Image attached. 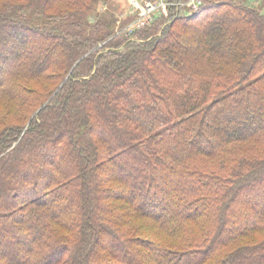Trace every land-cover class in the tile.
<instances>
[{"label": "trees", "instance_id": "16d2710c", "mask_svg": "<svg viewBox=\"0 0 264 264\" xmlns=\"http://www.w3.org/2000/svg\"><path fill=\"white\" fill-rule=\"evenodd\" d=\"M99 1L0 0V264H264V14Z\"/></svg>", "mask_w": 264, "mask_h": 264}, {"label": "built area", "instance_id": "2783aa9c", "mask_svg": "<svg viewBox=\"0 0 264 264\" xmlns=\"http://www.w3.org/2000/svg\"><path fill=\"white\" fill-rule=\"evenodd\" d=\"M205 0H130L132 5L130 20L121 25L117 34L134 39L135 32L150 26L163 17L169 19L178 15L189 16L199 9ZM260 4L261 0H251Z\"/></svg>", "mask_w": 264, "mask_h": 264}, {"label": "rangeland", "instance_id": "374dc122", "mask_svg": "<svg viewBox=\"0 0 264 264\" xmlns=\"http://www.w3.org/2000/svg\"><path fill=\"white\" fill-rule=\"evenodd\" d=\"M244 1L248 5H250L251 7L257 8V10H259L261 13L264 14V0H261L260 4H255V2L253 3V1H251V0H244ZM131 9H132V5L130 3V0H100L98 2V4L96 5V7L90 11L91 13L89 12V19L91 22H95L99 18H103L104 20L108 19V20L113 21V27H112L113 33L110 37L122 36V35L117 34V31L119 30L121 25L126 24L130 20ZM142 36L143 35H140L137 37L135 36V38H138V37L141 38ZM46 85H48V84L46 83ZM49 88H50V85H49ZM9 105H10L9 103H5V104L0 103V111L2 109H6L7 106H9ZM122 164H123L122 160L121 161L120 160L115 161L116 166L122 165ZM108 170H110V167L104 169L103 171L101 170L99 175H103ZM165 180H167V177H166V173L164 171L160 175V177L156 178L154 181L155 185L157 184L158 186H160V187H157L158 189L166 190V187H168V185L164 182ZM140 186H141V183L137 182L136 185L133 187V189H136V190L138 189V191H139ZM23 196L29 197V196H32V193L29 192V190H28V193H27V191H25ZM249 196H253V195H249ZM155 202H156V206L157 205L159 206V203L162 202V199H157ZM258 236H256V239L262 238L264 236V233H262V235L260 234ZM21 245H23V244L21 243Z\"/></svg>", "mask_w": 264, "mask_h": 264}]
</instances>
